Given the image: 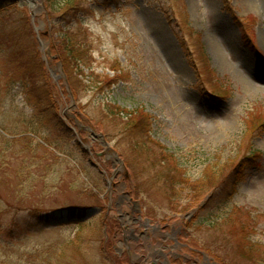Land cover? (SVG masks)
<instances>
[{"label": "rangeland", "instance_id": "374dc122", "mask_svg": "<svg viewBox=\"0 0 264 264\" xmlns=\"http://www.w3.org/2000/svg\"><path fill=\"white\" fill-rule=\"evenodd\" d=\"M61 3L0 0V264H264V0Z\"/></svg>", "mask_w": 264, "mask_h": 264}, {"label": "trees", "instance_id": "16d2710c", "mask_svg": "<svg viewBox=\"0 0 264 264\" xmlns=\"http://www.w3.org/2000/svg\"><path fill=\"white\" fill-rule=\"evenodd\" d=\"M61 4H62V7H65L66 10H68V9L71 10V9H75V8H77V10L79 9V6L75 5V0H63V3H61ZM67 33L68 32L63 34V43L67 44V48H69V53L66 56H64L65 59H62V61L65 63H68L67 61H70V63L71 62L76 63L77 65H79V62L81 64L84 63L85 61L82 59L83 56L81 55V52L79 51V45H78L77 41L75 40V37L73 35H70ZM69 33H72V32H69ZM98 77L99 76L94 75V73L91 72L90 81L95 85H99V88H100L103 86V83H105V82H101L100 80H98ZM120 113H125L126 117L130 118L129 120L132 119L134 125L136 126L135 128L141 129V126L144 125L143 129L145 130V134L149 133L150 127H151V124H150L151 122H149V118L146 116L140 117L142 112L139 113L138 111H136L134 113H130V112H127L125 110H122V112H120ZM136 118H138V119H136ZM135 132H136V134L138 133V131H135ZM0 136H3L6 140H8L7 139L8 137L6 138V136L1 132H0ZM188 185L191 187L190 195H191V198L193 201H196V200L206 196V193H204L203 188L206 189L207 181L204 178H202L201 180H199L195 183H191Z\"/></svg>", "mask_w": 264, "mask_h": 264}, {"label": "bare ground", "instance_id": "6f19581e", "mask_svg": "<svg viewBox=\"0 0 264 264\" xmlns=\"http://www.w3.org/2000/svg\"><path fill=\"white\" fill-rule=\"evenodd\" d=\"M215 17H217V16H215ZM218 22H220V20H218ZM210 54L214 57V59H215V57L217 58H222L223 56V52H222V50H221V48L219 47V46H216L215 47V49L214 50H212V51H210ZM248 76H239V79L244 83V86H246V91L249 93H264V85H262L261 86V88H263V90H252V88H249V86H250V83H248L247 81H248Z\"/></svg>", "mask_w": 264, "mask_h": 264}, {"label": "water", "instance_id": "95a60500", "mask_svg": "<svg viewBox=\"0 0 264 264\" xmlns=\"http://www.w3.org/2000/svg\"><path fill=\"white\" fill-rule=\"evenodd\" d=\"M41 46H43V44L41 43ZM43 48V47H42Z\"/></svg>", "mask_w": 264, "mask_h": 264}, {"label": "flooded vegetation", "instance_id": "af4514ba", "mask_svg": "<svg viewBox=\"0 0 264 264\" xmlns=\"http://www.w3.org/2000/svg\"><path fill=\"white\" fill-rule=\"evenodd\" d=\"M175 264V263H174Z\"/></svg>", "mask_w": 264, "mask_h": 264}]
</instances>
